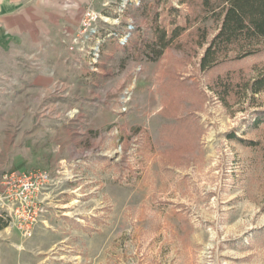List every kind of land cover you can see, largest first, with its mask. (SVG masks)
I'll return each instance as SVG.
<instances>
[{
    "label": "rangeland",
    "instance_id": "374dc122",
    "mask_svg": "<svg viewBox=\"0 0 264 264\" xmlns=\"http://www.w3.org/2000/svg\"><path fill=\"white\" fill-rule=\"evenodd\" d=\"M125 1L96 11L126 42L107 38L96 59L92 43L65 42L74 59L45 63L11 128L0 110L13 139L0 172L50 177L32 236L0 216V264H264V93L246 85L264 71V39L202 69L215 15ZM175 16L185 28L155 56V27L169 37Z\"/></svg>",
    "mask_w": 264,
    "mask_h": 264
},
{
    "label": "crops",
    "instance_id": "0c3cea01",
    "mask_svg": "<svg viewBox=\"0 0 264 264\" xmlns=\"http://www.w3.org/2000/svg\"><path fill=\"white\" fill-rule=\"evenodd\" d=\"M112 1L0 0L1 124L11 128L13 109L28 108L30 87L35 91L43 88L50 76L45 63L74 59L75 55L64 50V43L66 34L76 30L83 10H100ZM12 141L11 129L0 130V157H11ZM4 167L1 163L0 169Z\"/></svg>",
    "mask_w": 264,
    "mask_h": 264
},
{
    "label": "trees",
    "instance_id": "16d2710c",
    "mask_svg": "<svg viewBox=\"0 0 264 264\" xmlns=\"http://www.w3.org/2000/svg\"><path fill=\"white\" fill-rule=\"evenodd\" d=\"M179 4H186L190 7L198 6L200 11L205 14L204 17L209 12L216 17L218 31L200 59V67L202 69L211 67L217 63L220 56L226 57L230 51L237 56L235 58H238L239 54H252L258 48L257 41L264 39V0H180ZM172 8L175 12H179L177 8ZM190 16L192 15H187L185 19L189 20ZM171 24H174V27L169 37H167L164 27H155L156 37H154L150 47L155 56L185 28L176 24V16L171 21ZM229 46L234 47L222 50V48H228ZM218 82H220L224 92L222 102L227 104L226 97L230 92L229 83H222L221 78H219ZM246 85L250 97L264 93V71ZM260 121H264V117L257 116L255 123Z\"/></svg>",
    "mask_w": 264,
    "mask_h": 264
},
{
    "label": "built area",
    "instance_id": "2783aa9c",
    "mask_svg": "<svg viewBox=\"0 0 264 264\" xmlns=\"http://www.w3.org/2000/svg\"><path fill=\"white\" fill-rule=\"evenodd\" d=\"M121 5L125 0H120ZM117 19V18H116ZM109 17L86 7L78 21L76 30L66 34L68 49L84 51V44L89 47L93 59L99 57V47L107 38H116L120 43L127 41V34H118L106 28ZM129 28V27H128ZM87 46V45H86ZM49 174L46 171L6 170L0 173V216L9 219L21 231L24 237L32 236L38 223L43 222L44 209L41 196L49 187Z\"/></svg>",
    "mask_w": 264,
    "mask_h": 264
}]
</instances>
